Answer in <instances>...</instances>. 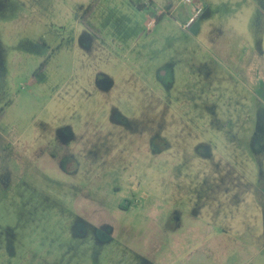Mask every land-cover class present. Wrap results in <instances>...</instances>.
<instances>
[{"label": "rangeland", "instance_id": "1", "mask_svg": "<svg viewBox=\"0 0 264 264\" xmlns=\"http://www.w3.org/2000/svg\"><path fill=\"white\" fill-rule=\"evenodd\" d=\"M0 264H264V0H0Z\"/></svg>", "mask_w": 264, "mask_h": 264}, {"label": "clouds", "instance_id": "2", "mask_svg": "<svg viewBox=\"0 0 264 264\" xmlns=\"http://www.w3.org/2000/svg\"><path fill=\"white\" fill-rule=\"evenodd\" d=\"M231 23L240 31H246L247 29V17L241 16L238 14V18L236 20L231 21Z\"/></svg>", "mask_w": 264, "mask_h": 264}, {"label": "trees", "instance_id": "3", "mask_svg": "<svg viewBox=\"0 0 264 264\" xmlns=\"http://www.w3.org/2000/svg\"><path fill=\"white\" fill-rule=\"evenodd\" d=\"M92 6H93V4L89 6L88 10H91Z\"/></svg>", "mask_w": 264, "mask_h": 264}, {"label": "built area", "instance_id": "4", "mask_svg": "<svg viewBox=\"0 0 264 264\" xmlns=\"http://www.w3.org/2000/svg\"><path fill=\"white\" fill-rule=\"evenodd\" d=\"M200 11H198V13H199Z\"/></svg>", "mask_w": 264, "mask_h": 264}]
</instances>
